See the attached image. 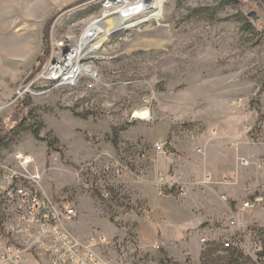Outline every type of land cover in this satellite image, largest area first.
Returning a JSON list of instances; mask_svg holds the SVG:
<instances>
[{"label":"rangeland","instance_id":"rangeland-1","mask_svg":"<svg viewBox=\"0 0 264 264\" xmlns=\"http://www.w3.org/2000/svg\"><path fill=\"white\" fill-rule=\"evenodd\" d=\"M132 1L0 0V165L25 166L43 198L71 206L53 227L6 224L2 251L8 237L38 264L25 252L63 236L97 264H264V0H164L156 20L81 51L96 76L43 80L93 20ZM168 181L176 190L162 193Z\"/></svg>","mask_w":264,"mask_h":264},{"label":"built area","instance_id":"built-area-1","mask_svg":"<svg viewBox=\"0 0 264 264\" xmlns=\"http://www.w3.org/2000/svg\"><path fill=\"white\" fill-rule=\"evenodd\" d=\"M73 52V48H69L65 52H59L57 58L49 64L48 67L44 68L42 70V77L43 80L46 81H57L60 85L64 86H73L75 83L78 82L80 79V70L77 69V65L82 66V64L79 63L80 57L75 61V54ZM70 60V61H69ZM73 63H72V62ZM68 62V63H67ZM72 63L69 64V63ZM77 62V64H76ZM69 64V65H67ZM66 66L65 70L59 69V67ZM94 75L96 76V72L94 71ZM1 129V127H0ZM162 146L155 143L152 145L153 150H162ZM167 148V147H166ZM16 158L22 159L23 161L20 164L28 163L30 161L29 157H22L21 154L17 153ZM121 166V165H120ZM129 166V165H128ZM125 166V167H128ZM26 167L23 166L22 169H13L11 166H4L0 165V194L3 195L2 202L3 205L6 208H11V216L9 213L6 215H3V213L0 212V232L4 233L6 228V224L9 225L10 234L18 233L19 232H26V226H28V223L34 222V223H44L43 226L46 227V223H50L49 227H53L57 224L58 221H61L60 219L66 214L69 213L71 210V206L68 203L62 202L61 205L55 204L52 202H49L47 199L43 198L41 195L42 191L40 189L36 188V185H38L36 182L38 180V177H35L34 175H30L24 172ZM164 184V183H163ZM162 184V185H163ZM178 184V187H180V184ZM176 185L175 183H168L164 184V187L162 188V193L165 192V190H172L175 189ZM181 191L178 190V193ZM259 197H255L252 200L245 201L246 206H253L258 202ZM4 208V207H3ZM6 209H4L5 211ZM3 211V212H4ZM63 213V214H62ZM16 222L15 224H11V222ZM21 223L23 225V228H21L22 231H19L20 227L17 226L18 223ZM16 227L18 231L16 230ZM15 230V231H14ZM14 231V232H12ZM2 235V234H1ZM9 245H7L6 248H3L4 251H2V246H0V264H24V260H20L19 257H16L15 255L18 253L16 252V244L14 243V240L6 238ZM105 247H108L110 245H116V241L113 242V239L111 240H102L100 242ZM51 244H53L51 246ZM73 246L68 248L66 241L64 240L63 236H60V239L53 238L50 242H44L42 245L43 250L41 251H32V252H25L30 253L34 257L38 258V264H47L45 259L50 258L51 262L50 264H97V261L93 259V256L91 257H85L78 252L81 250H77L79 247L76 243H72ZM123 246V245H122ZM122 246H118V248H122ZM73 247L76 248V250L73 249ZM84 253L87 252V248H84ZM50 253V254H49ZM14 256V257H12ZM42 257V258H39ZM92 259V261H91ZM66 261V262H64ZM121 263V262H120ZM125 264V263H122Z\"/></svg>","mask_w":264,"mask_h":264},{"label":"bare ground","instance_id":"bare-ground-1","mask_svg":"<svg viewBox=\"0 0 264 264\" xmlns=\"http://www.w3.org/2000/svg\"><path fill=\"white\" fill-rule=\"evenodd\" d=\"M163 2L164 0H133L131 3H126L121 8L116 9L114 12L105 13L101 18L93 20L84 30L80 39L74 43L73 52L76 57L75 61L81 56V51L84 48H87L88 51H95L106 39L117 36L149 20H156L160 16ZM135 15H140L141 18L129 22V19ZM71 62L69 64L72 65L74 61ZM76 67L84 74L89 73L94 76V71L91 70L89 65H77ZM59 69L65 70L66 66H61ZM133 116L146 119L149 113L148 110L141 109L134 112Z\"/></svg>","mask_w":264,"mask_h":264},{"label":"trees","instance_id":"trees-1","mask_svg":"<svg viewBox=\"0 0 264 264\" xmlns=\"http://www.w3.org/2000/svg\"><path fill=\"white\" fill-rule=\"evenodd\" d=\"M231 5H237L239 3L238 0H227ZM100 7V4H95L93 5L92 7V10L93 11H96L98 10V8ZM23 98L20 100V102L18 103L17 105V109L15 111V113L13 114V117L15 118V120L18 121V123H23L24 121V118L27 116V114H29L28 111H26L25 109V106L23 105ZM39 128H41V125H39ZM9 132V129H6L3 133H0V139L3 138L2 136H6ZM33 136L39 140H41V138L39 137V134H38V128L37 129H34L33 130ZM47 146H48V149L50 150L52 148V141H47ZM176 189H172V190H165L164 193H172L174 192ZM110 190H109V195H110ZM253 199V198H252ZM252 199H249V200H252ZM221 246L224 247V250H228V248L230 247V242L228 240H222L221 241ZM212 251V247H207L206 251H204L202 254H201V259H203L206 254H208L209 252ZM208 252V253H207ZM262 255H264V253H262ZM264 257V256H263ZM227 259V264H234L233 261H234V258H228L226 257ZM171 264H175V263H171Z\"/></svg>","mask_w":264,"mask_h":264},{"label":"crops","instance_id":"crops-1","mask_svg":"<svg viewBox=\"0 0 264 264\" xmlns=\"http://www.w3.org/2000/svg\"><path fill=\"white\" fill-rule=\"evenodd\" d=\"M137 188H139V190H140L139 192L141 193V195H146L145 199L147 198V200L149 199V196H147L149 194L148 189L151 191L150 195H155L154 190L151 186L139 185ZM235 198H236L235 195L232 194L229 200L235 201Z\"/></svg>","mask_w":264,"mask_h":264},{"label":"water","instance_id":"water-1","mask_svg":"<svg viewBox=\"0 0 264 264\" xmlns=\"http://www.w3.org/2000/svg\"><path fill=\"white\" fill-rule=\"evenodd\" d=\"M247 16L251 17L253 19V21H256L258 19V17L255 15L254 12L247 13Z\"/></svg>","mask_w":264,"mask_h":264}]
</instances>
